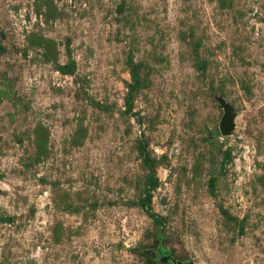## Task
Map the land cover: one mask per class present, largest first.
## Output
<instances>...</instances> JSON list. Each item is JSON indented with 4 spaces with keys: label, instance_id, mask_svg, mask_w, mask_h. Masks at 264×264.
Wrapping results in <instances>:
<instances>
[{
    "label": "rangeland",
    "instance_id": "374dc122",
    "mask_svg": "<svg viewBox=\"0 0 264 264\" xmlns=\"http://www.w3.org/2000/svg\"><path fill=\"white\" fill-rule=\"evenodd\" d=\"M0 264H264V0H0Z\"/></svg>",
    "mask_w": 264,
    "mask_h": 264
},
{
    "label": "water",
    "instance_id": "95a60500",
    "mask_svg": "<svg viewBox=\"0 0 264 264\" xmlns=\"http://www.w3.org/2000/svg\"><path fill=\"white\" fill-rule=\"evenodd\" d=\"M224 108V114L220 121L219 129L223 135L228 134L234 127V113L232 107L227 103H221Z\"/></svg>",
    "mask_w": 264,
    "mask_h": 264
},
{
    "label": "trees",
    "instance_id": "16d2710c",
    "mask_svg": "<svg viewBox=\"0 0 264 264\" xmlns=\"http://www.w3.org/2000/svg\"><path fill=\"white\" fill-rule=\"evenodd\" d=\"M147 212L152 218H154L156 220L157 223L162 222L161 217L157 213H155L151 208L148 207Z\"/></svg>",
    "mask_w": 264,
    "mask_h": 264
}]
</instances>
